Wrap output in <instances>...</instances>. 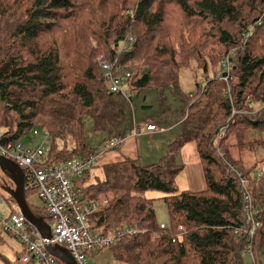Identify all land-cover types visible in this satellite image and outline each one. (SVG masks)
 Here are the masks:
<instances>
[{
    "label": "trees",
    "instance_id": "1",
    "mask_svg": "<svg viewBox=\"0 0 264 264\" xmlns=\"http://www.w3.org/2000/svg\"><path fill=\"white\" fill-rule=\"evenodd\" d=\"M231 52L230 100L227 85L214 78ZM103 56L115 76L117 69L131 73L122 87L130 97L177 87L193 58L214 78L206 92L187 97L194 135L170 144L162 160L144 166L126 158L104 165L103 180L75 184L81 202L99 207L90 217L93 232L122 233L102 250L127 264H244L250 248L254 264H263L264 172L236 159L233 149L248 144V130H264V109L255 114L264 108V0H0V102L17 117L7 145L39 130L53 141L46 154L51 166L97 156L87 147L85 117L108 136L105 143L125 139L131 98L111 92L98 62ZM190 142L206 189L179 192L185 167L176 157ZM257 143L264 149V141ZM240 173L255 222L244 211ZM151 192L163 195L168 229L158 222ZM32 193L25 192L26 199ZM30 208L52 219L44 206ZM247 229L254 235L241 234Z\"/></svg>",
    "mask_w": 264,
    "mask_h": 264
},
{
    "label": "built area",
    "instance_id": "2",
    "mask_svg": "<svg viewBox=\"0 0 264 264\" xmlns=\"http://www.w3.org/2000/svg\"><path fill=\"white\" fill-rule=\"evenodd\" d=\"M255 31V28L248 30L244 39L247 40ZM233 54L226 56L221 65V70L215 76V80L227 85V96L231 98L229 84L232 80ZM98 62L109 80L112 93H121L125 98H131L130 93L124 90L123 84L131 77L130 72L117 69L118 76L113 74L114 66L100 57ZM211 80L206 81V85L200 89L203 93L208 90ZM258 109L256 112L262 111ZM242 114V113H241ZM235 115V112H234ZM227 127L223 130L226 134ZM159 129L150 125L147 132L155 133ZM135 136L139 133L134 131ZM33 137L39 139L37 147L29 148L26 144L10 145L7 140V133L0 131V156L15 162L25 174V191L35 190L43 201L45 208L53 219L52 238L49 241L42 239L40 233L32 227L21 212H14L9 217H5L0 210V231L8 233L17 238L25 253L22 257L24 264H58V260L50 253L48 246L62 247L67 249L73 256L77 264H89L88 255L101 251L104 248L115 244L116 238L122 235L121 232L111 235H97L93 232V224L90 220L92 214L98 211L99 207L95 203H83L80 201L75 184L82 179L98 162L97 156L88 159L70 160L59 166H51L48 163L46 154L53 146L51 137L42 131L35 130ZM5 141L2 145L1 142ZM107 149L117 147L116 143H105ZM229 172L234 171L228 168ZM258 179H262L263 174H258ZM242 187V202L247 217L255 222V211L253 210V199L251 193L246 189L247 181L242 173L237 175ZM0 205H4L3 198L0 197ZM161 228L168 229V226L161 225ZM131 233H135L131 231ZM240 234V233H239ZM241 234L254 235V229L243 230ZM251 249L247 248L246 253L251 254Z\"/></svg>",
    "mask_w": 264,
    "mask_h": 264
},
{
    "label": "rangeland",
    "instance_id": "3",
    "mask_svg": "<svg viewBox=\"0 0 264 264\" xmlns=\"http://www.w3.org/2000/svg\"><path fill=\"white\" fill-rule=\"evenodd\" d=\"M213 78L214 75L211 73L207 76H204L203 71L199 69L196 60L193 58L189 61V64L187 66L182 67V69L180 70V81L177 87H173L163 93L154 90L140 94H132L131 101H129V112L125 119L124 129L133 133L137 129L139 133L138 138L140 149L138 150V155L136 153V156L134 158L142 157L144 162H148L146 160V157L153 158V155L159 154V152L155 151L157 145L165 144V142H167L165 153L158 157V159H156V162L158 163V161L162 160L164 156H167L169 154L168 145L172 144L175 141H178L183 136L194 135L196 131V123L192 120L187 121L186 119V114L188 111L187 97L195 95L197 91L200 90V88L202 89L206 85V81L208 79L211 80ZM16 123V115L7 112L3 104L0 102V131L8 132L9 130L14 129ZM149 123L156 124L159 127L160 132H158L154 136L147 133L146 127ZM95 126L96 125L94 119H92L91 117L84 118L87 147L93 153L95 152L99 154V156H103L104 151H106L103 147V144L105 143V138L108 136L106 134L104 135V133L96 132ZM135 126H137L136 129ZM169 129H171L170 135L175 136L171 142L166 141L167 139H165V136H159V134L168 133L170 131ZM231 141H233V139H231L230 142ZM259 141H264V130H248L245 135V142L248 144L242 145L241 147H235L233 149V155L236 159L243 161L247 167H254L255 172H264V149L259 143H257ZM39 142V139H36L32 135H29L23 137L19 143L26 144L29 148H35L38 146ZM69 147L73 149L74 144L71 143ZM102 147L104 149H102ZM194 147L195 146L193 145V143L190 142L184 148L185 153L183 155V160L187 168L181 173L179 179L177 180L179 192H200L206 189L200 163L197 162L198 155ZM179 153V164H183L181 155ZM116 155H120V153H117ZM106 162H97L96 167L91 169L86 174V185L96 183V178H98L99 180L104 179L103 166L107 164ZM14 189L15 185L13 181L0 168V196L4 200V205H0V210H3L5 214H10L13 210L18 209L15 201L9 194V190ZM147 196L151 199L156 200L154 205L158 222L169 223L167 207L164 202L160 200V197H163V195L151 192L148 193ZM41 201L42 200L40 199L38 193H32L27 197V202L30 206L34 207V209L40 207L43 208L44 205ZM8 243L12 248L15 247L16 251H19V249L17 248L18 246L15 244L16 242H14L13 240H9ZM1 251L2 250L0 248V253ZM103 253H110L113 255L111 249H105L104 252L95 255L96 257H90L92 254H94L90 253L88 255L89 264H127L125 260L117 261L115 257V262L113 263L105 259L99 260L98 257L104 255ZM243 259L244 264L254 263L253 256H250L249 254H244Z\"/></svg>",
    "mask_w": 264,
    "mask_h": 264
},
{
    "label": "crops",
    "instance_id": "4",
    "mask_svg": "<svg viewBox=\"0 0 264 264\" xmlns=\"http://www.w3.org/2000/svg\"><path fill=\"white\" fill-rule=\"evenodd\" d=\"M198 89H199V86H198ZM201 89V88H200ZM259 109H261V108H259ZM136 125V124H135ZM150 125H154V126H156L158 129H159V127L156 125V124H154V123H149L148 124V126H150ZM147 126V127H148ZM136 127L137 126H135V129H136ZM146 127V128H147ZM170 131L168 132V133H163V134H159V136L160 135H162V136H165V139H167L166 141H168V142H171L172 141V139H174V135H170V132H171V129H169ZM146 132H147V129H146ZM158 132H160V131H157V132H155V133H149V132H147V133H149L150 135H152V136H154L155 134H157ZM135 140V141H134ZM105 141V140H104ZM106 141H107V139H106ZM108 141H111V142H113V143H116V145H117V147L116 148H114V149H107V147H106V144L104 143L103 145V147L105 148V150L106 151H104V154H103V156H99V154H97V161L99 162V161H109V162H106L107 164H114V163H117V162H121V161H123L124 159H126V158H131V159H137V160H139L140 162H141V164L143 163L144 164V166H149L150 164L152 165V163H154V164H156L157 162V160L156 159H158V157H160L161 155H163L164 153H165V147H166V145H167V142H165V144H159V145H157V147H156V149H155V151L156 152H159V154L158 155H153L152 157L153 158H150V157H146V160L148 161V162H144L143 161V159H142V157H138V158H134L135 156H136V153H137V155H138V150L140 149L139 148V138H138V136H135V134L133 133V132H128V135L126 136V138L125 139H123V140H121V141H117V142H115V141H113V140H109L108 139ZM107 141V143H109ZM102 143H103V141H102ZM101 143V144H102ZM191 143H193V142H191ZM39 144V143H38ZM187 144H189V143H187ZM186 144V145H187ZM186 145L182 148V150L180 151V155H181V159H182V162H183V166L185 167V169L187 168V166H186V164H185V162H184V160H183V155H184V153H185V147H186ZM193 145L195 146L194 148L196 149V152H197V148H196V145L193 143ZM169 146L170 145H168V150H169ZM102 147V149H104ZM124 148V149H123ZM101 149V150H102ZM122 149H123V151H122ZM118 150H120V151H118ZM105 152H107V153H105ZM169 152V151H168ZM117 153H120V155H116ZM168 154V153H167ZM197 155H198V153H197ZM165 157V156H164ZM177 161H178V163H179V155L177 154ZM154 159V160H153ZM163 159V158H162ZM159 162V161H158ZM197 162H199L200 163V159H199V155H198V160H197ZM107 164H105V165H107ZM142 164V165H143ZM96 165H97V163H96ZM96 165L93 167V168H95L96 167ZM200 167H201V163H200ZM92 168V169H93ZM185 169H184V171H185ZM201 171H202V175H203V170H202V167H201ZM181 175V174H180ZM179 175V176H180ZM179 176H178V178H177V180L179 179ZM85 178H86V176L83 178V179H81L80 180V184L81 185H83L84 187H88V186H90V185H93V184H90V185H86L85 184ZM203 178H204V176H203ZM96 179H98V178H96ZM205 180V179H204ZM97 181V180H96ZM205 185H206V182H205ZM206 187V186H205ZM200 189H201V187H200ZM26 192V191H25ZM192 192H194V191H192ZM1 197V196H0ZM2 198V197H1ZM27 200V199H26ZM41 202H43V201H41ZM27 204H28V206H29V203L27 202ZM43 205H44V203H42ZM44 207H45V205H44ZM29 208H30V206H29ZM31 209V208H30ZM3 211V210H2ZM14 212H21L19 209H16V210H13L10 214H5L4 213V211H3V215L5 216V217H9L10 215H12ZM37 217V216H36ZM37 218H39V217H37ZM43 219V218H42ZM44 220V219H43ZM52 220V219H51ZM50 219H48V222L47 221H45L48 225H52L53 224V221H51ZM162 225H166V226H169L168 225V223H164V222H162L161 223ZM9 240H13L14 242H16L15 244L18 246L17 248L19 249V251H16L15 250V247L14 248H12L10 245H9V243H8V241ZM0 248H1V253H0V264H24L23 262H22V257H23V255H24V253L26 252L25 251V248L24 247H22V245L20 244V242L17 240V238L16 237H14L13 235H11V234H8V233H4V232H2V231H0ZM101 252H104V250H102V251H99V252H97V253H94V254H92L90 257H92V256H95V255H97V254H99V253H101ZM104 254V253H103ZM89 257V258H90ZM96 257V256H95ZM98 259L99 260H103V259H105V260H107V261H109V262H111V263H113V262H115V259H114V254L112 255V254H110V253H107V254H104V255H101V256H99L98 257ZM58 262H60L61 264H64V263H62L61 261H59L58 260ZM115 264V263H114ZM254 264V263H253Z\"/></svg>",
    "mask_w": 264,
    "mask_h": 264
},
{
    "label": "water",
    "instance_id": "5",
    "mask_svg": "<svg viewBox=\"0 0 264 264\" xmlns=\"http://www.w3.org/2000/svg\"><path fill=\"white\" fill-rule=\"evenodd\" d=\"M2 145L5 141L1 142ZM0 168L6 173L15 185L14 190H9V194L15 201L18 209L25 216L29 224L41 235L42 239L49 241L52 238V229L42 218H37L29 208L25 196V174L23 170L13 161L0 156ZM50 253L64 264H77L72 254L62 247H47Z\"/></svg>",
    "mask_w": 264,
    "mask_h": 264
},
{
    "label": "bare ground",
    "instance_id": "6",
    "mask_svg": "<svg viewBox=\"0 0 264 264\" xmlns=\"http://www.w3.org/2000/svg\"><path fill=\"white\" fill-rule=\"evenodd\" d=\"M258 25H261V21L258 23ZM252 28H255V29H256V26L251 27L250 29H252ZM250 29H249V30H250Z\"/></svg>",
    "mask_w": 264,
    "mask_h": 264
},
{
    "label": "clouds",
    "instance_id": "7",
    "mask_svg": "<svg viewBox=\"0 0 264 264\" xmlns=\"http://www.w3.org/2000/svg\"><path fill=\"white\" fill-rule=\"evenodd\" d=\"M107 141H108V140H107ZM107 141H106V142H107ZM108 142H110V141H108Z\"/></svg>",
    "mask_w": 264,
    "mask_h": 264
}]
</instances>
